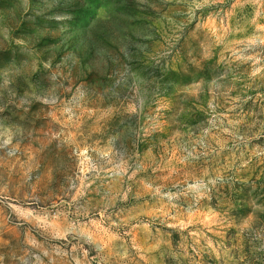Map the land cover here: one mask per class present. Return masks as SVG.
Here are the masks:
<instances>
[{
	"label": "rangeland",
	"instance_id": "1",
	"mask_svg": "<svg viewBox=\"0 0 264 264\" xmlns=\"http://www.w3.org/2000/svg\"><path fill=\"white\" fill-rule=\"evenodd\" d=\"M0 264H264V0H0Z\"/></svg>",
	"mask_w": 264,
	"mask_h": 264
}]
</instances>
